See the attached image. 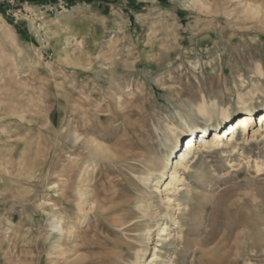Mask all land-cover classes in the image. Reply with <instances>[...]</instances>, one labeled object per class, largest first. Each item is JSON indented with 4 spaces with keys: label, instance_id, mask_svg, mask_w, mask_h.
Listing matches in <instances>:
<instances>
[{
    "label": "rangeland",
    "instance_id": "1",
    "mask_svg": "<svg viewBox=\"0 0 264 264\" xmlns=\"http://www.w3.org/2000/svg\"><path fill=\"white\" fill-rule=\"evenodd\" d=\"M0 4V264H139L151 235L154 264H264V0ZM202 100L259 113L179 170L172 222L165 133Z\"/></svg>",
    "mask_w": 264,
    "mask_h": 264
},
{
    "label": "bare ground",
    "instance_id": "2",
    "mask_svg": "<svg viewBox=\"0 0 264 264\" xmlns=\"http://www.w3.org/2000/svg\"><path fill=\"white\" fill-rule=\"evenodd\" d=\"M41 29L46 31V26L44 25V27ZM49 41L50 40H48V42ZM243 108H244V111L238 113L239 117L236 119L237 125L234 126V125H232L233 123H231L233 120L230 118L231 112H229L226 109L220 110L219 106L216 103L214 105L209 106L207 104L206 100H202V102H200V104L196 106V110L199 113V115L201 117H209L208 113H209V111L212 110L216 114L215 116H217V118H218V120L216 122H214V123L210 124V126H208V127H210V129L208 131H207L208 127L203 128L200 126H193L186 119H182L183 127H184L183 129L178 128L174 124L169 125L167 127V133H165V136H166L165 137L166 138L165 147L168 151L171 150L172 146H177L178 145L177 143L179 142L180 139H184L185 140L184 143L186 142L184 145V146H186V149L179 150V152H177L176 158L174 159L175 166L172 169V172L170 173L171 181L167 184L166 183L163 184V186H165L164 190H163V186L160 189H158L159 192H161V193L163 191L168 193L167 194L168 195L167 201H166V205H167L166 215H168L170 221L173 222L176 218L174 213H172L173 205L175 202L170 195L172 193L176 192L177 187H178V191H179L181 188V185H182L181 183L184 182V179L180 176L179 170L180 169L185 170L188 168L189 160L191 159L192 154L195 152V150H197L201 147L209 150V149H212V148L216 147L217 145H219L221 143V141H223L225 139V133H227V132H223L224 131L223 128H224L225 124H228L231 126V129H230V130H232V134H231L232 136H230L231 142L232 141H235V143L237 142L236 135H237V132H239V130L243 132V136L247 132H249V129H250L252 123L254 122V118H255L254 116L259 113V110L252 108L250 105L245 106ZM257 120H258V124L256 125V130L253 132V136H252L253 140H255L257 138L258 134L261 131H264V129H263V127H264V112H262V114L258 115ZM247 128H248V130H247ZM214 129L218 130V133L216 132L215 134H211L210 131L211 130L214 131ZM198 130H200V132H198V135H202L203 133H205L204 136H201L202 137L201 142L199 141L202 144V146L197 145V143L199 144V142H197L198 136L195 134H197ZM226 139L228 140L229 137H227ZM100 148L102 149L103 147H100ZM164 170H162L158 173L159 177L162 178L161 182H163L164 181L163 178L166 177L167 171L164 172ZM153 174H155V173H153ZM151 182H152V176L148 175V177L144 178L142 183L146 187H149V186H151L150 185ZM179 183L181 185H179ZM77 194H78V199H79L78 206L80 208V211H83L84 210L83 209L84 202L87 199L86 192H85V190H82L79 188L77 191ZM58 223L59 224H55L52 226L53 232L59 233V234L60 233L64 234L65 232H64V228L62 227V219L59 220ZM156 228H157L156 232L159 234V232L161 230V226L158 225ZM147 240H148V242L146 243L147 251L144 252V255L142 256L143 258L139 262V264H154L153 249L151 248V245H152L153 240H154V236L153 235L149 236Z\"/></svg>",
    "mask_w": 264,
    "mask_h": 264
},
{
    "label": "trees",
    "instance_id": "3",
    "mask_svg": "<svg viewBox=\"0 0 264 264\" xmlns=\"http://www.w3.org/2000/svg\"><path fill=\"white\" fill-rule=\"evenodd\" d=\"M7 10H9L8 7H3V5L0 4V13L5 12V11H7Z\"/></svg>",
    "mask_w": 264,
    "mask_h": 264
},
{
    "label": "crops",
    "instance_id": "4",
    "mask_svg": "<svg viewBox=\"0 0 264 264\" xmlns=\"http://www.w3.org/2000/svg\"><path fill=\"white\" fill-rule=\"evenodd\" d=\"M18 2L20 1V0H17ZM47 1H49V0H47ZM56 2L58 1V0H55ZM6 7H8L9 8V10H7V11H10V10H12V9H14L13 8V6L12 5H10V4H7V6ZM7 11H5V12H7Z\"/></svg>",
    "mask_w": 264,
    "mask_h": 264
}]
</instances>
